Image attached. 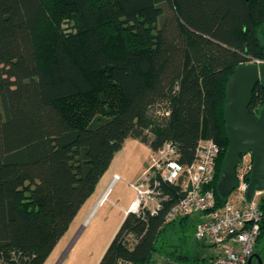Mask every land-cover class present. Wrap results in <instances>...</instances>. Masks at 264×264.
Wrapping results in <instances>:
<instances>
[{
	"label": "trees",
	"instance_id": "16d2710c",
	"mask_svg": "<svg viewBox=\"0 0 264 264\" xmlns=\"http://www.w3.org/2000/svg\"><path fill=\"white\" fill-rule=\"evenodd\" d=\"M255 60L264 0H0V264H43L129 137L151 150L171 141L184 166L213 139L223 204L225 85ZM263 103L258 83L247 108L258 116ZM182 179L157 214H126L97 264L204 259L194 237L192 254L158 244L162 232L193 236L190 215L166 220ZM259 207L256 251L264 196Z\"/></svg>",
	"mask_w": 264,
	"mask_h": 264
},
{
	"label": "built area",
	"instance_id": "2783aa9c",
	"mask_svg": "<svg viewBox=\"0 0 264 264\" xmlns=\"http://www.w3.org/2000/svg\"><path fill=\"white\" fill-rule=\"evenodd\" d=\"M254 62L259 64L264 60ZM220 150L213 139H200L195 159L184 166L177 160L176 148L171 141L164 142L157 149H150L147 166L135 181L129 183L135 196L126 214H157L169 197L165 187L178 184L183 178V195L169 208L166 220L197 213L199 219L195 223L193 237L217 250L213 255L196 261L158 253L149 264H247L260 232L262 211L259 199L262 191L255 190L251 198L246 197L253 161L248 150L240 155L237 163L236 186L225 202L216 206L211 183L215 178ZM113 177L120 179L117 174Z\"/></svg>",
	"mask_w": 264,
	"mask_h": 264
},
{
	"label": "rangeland",
	"instance_id": "374dc122",
	"mask_svg": "<svg viewBox=\"0 0 264 264\" xmlns=\"http://www.w3.org/2000/svg\"><path fill=\"white\" fill-rule=\"evenodd\" d=\"M61 28L64 32L68 30L67 19L62 21ZM149 152V146L137 138L129 137L124 141L122 148L115 153L104 176L97 184L95 193L76 213L43 264H97L117 227L122 216V209L126 208L135 196V191L129 183L135 181L143 167L147 166ZM114 172H117L121 179H117L109 192L108 189L106 190L104 198L101 199L105 200L99 209L88 217L91 203L113 177ZM262 196H264V190ZM197 219H199L197 213L191 214L188 226ZM158 244L162 250L173 249V245H181L179 251L192 254L195 240L187 231H167L161 233ZM256 249L264 260V237L258 242ZM199 250L201 256L208 257L213 255L217 248L205 246L200 247Z\"/></svg>",
	"mask_w": 264,
	"mask_h": 264
},
{
	"label": "water",
	"instance_id": "95a60500",
	"mask_svg": "<svg viewBox=\"0 0 264 264\" xmlns=\"http://www.w3.org/2000/svg\"><path fill=\"white\" fill-rule=\"evenodd\" d=\"M258 83L264 88L263 62L238 65L225 85L223 113L228 146L221 162V178L217 184V190L223 198L236 186V166L240 155L248 150L252 153L253 161L246 197L251 198L255 190H264V103L258 116L247 108ZM253 255L257 257L259 264H262L258 254H252L247 264H251Z\"/></svg>",
	"mask_w": 264,
	"mask_h": 264
},
{
	"label": "crops",
	"instance_id": "0c3cea01",
	"mask_svg": "<svg viewBox=\"0 0 264 264\" xmlns=\"http://www.w3.org/2000/svg\"><path fill=\"white\" fill-rule=\"evenodd\" d=\"M146 167V166H145ZM145 167H143V169L141 170V173H142V171L145 169ZM141 173H139V175H138V177L140 176V174ZM113 174H118L117 172H114ZM119 175V174H118ZM104 176V175H103ZM102 176V177H103ZM102 177H101V179H102ZM137 177V178H138ZM136 178V179H137ZM100 179V180H101ZM121 179V178H120ZM99 180V181H100ZM116 181H117V179H114L113 177H111V179L104 185V187H103V189H101V191L96 195V197H95V199L93 200V202L91 203V205H90V207H89V209L88 210H90L89 211V213H88V217L94 212V211H96V209H99V207H100V205H101V203L105 200H101L102 198H104V196H105V193H106V190L108 189V192H109V190H110V188H111V186L114 184V183H116ZM99 183V182H98ZM95 191H96V189L94 190V192L92 193V195L95 193ZM108 192H107V194H108ZM91 195V196H92ZM91 196L85 201V203L81 206V208L79 209V210H81L82 208H83V206L86 204V202L87 201H89V199H91ZM106 198H107V196H106ZM133 200V199H132ZM131 200V201H132ZM131 201L129 202V204H128V206L126 207V208H123L122 209V216H121V218H120V220H119V222H118V224H117V227L115 228V230H114V233L116 232V230H117V228H118V226L120 225V223H121V221H122V219L124 218V216L126 215V210H127V208L129 207V205H130V203H131ZM114 233H113V235H114ZM112 235V236H113ZM112 238V237H111ZM111 240V239H110ZM109 240V241H110ZM105 248H106V246H105Z\"/></svg>",
	"mask_w": 264,
	"mask_h": 264
},
{
	"label": "flooded vegetation",
	"instance_id": "af4514ba",
	"mask_svg": "<svg viewBox=\"0 0 264 264\" xmlns=\"http://www.w3.org/2000/svg\"><path fill=\"white\" fill-rule=\"evenodd\" d=\"M252 254H258V255L260 256L261 260H262V264H264V260H263L261 254H260L258 251L254 250V251L252 252ZM252 254H251V255H252ZM251 264H259L257 257L254 256V255H253L252 258H251Z\"/></svg>",
	"mask_w": 264,
	"mask_h": 264
}]
</instances>
